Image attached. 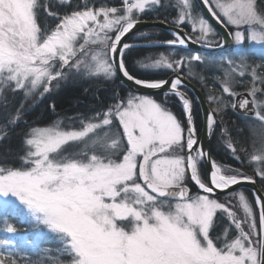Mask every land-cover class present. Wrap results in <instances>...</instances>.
Masks as SVG:
<instances>
[{"label":"snow or ice","instance_id":"snow-or-ice-1","mask_svg":"<svg viewBox=\"0 0 264 264\" xmlns=\"http://www.w3.org/2000/svg\"><path fill=\"white\" fill-rule=\"evenodd\" d=\"M200 2L224 34L195 0H0V143L23 124L20 150L0 155V211L38 230L19 244L0 239V264H44L49 250L39 241L49 234L60 244L48 257L54 264H264V135L249 152L224 120L231 108L264 133V0ZM169 7L176 15L161 18ZM150 13L170 38L143 31L127 40ZM141 48L165 51L137 58ZM206 55L223 72L213 75L220 89L196 71ZM82 78L119 80L127 95L115 89L106 108L47 126L25 119L62 83ZM197 78L206 111L185 83ZM236 84L248 85L246 95ZM9 94L20 95L18 106ZM48 108L56 113L54 102ZM198 115L207 138L219 128L218 144L260 178L249 190L254 203L234 186L257 181L213 157Z\"/></svg>","mask_w":264,"mask_h":264},{"label":"trees","instance_id":"trees-1","mask_svg":"<svg viewBox=\"0 0 264 264\" xmlns=\"http://www.w3.org/2000/svg\"><path fill=\"white\" fill-rule=\"evenodd\" d=\"M159 15L161 16V18L166 16L169 19H171L172 17L175 16V12L174 10H170L168 8L164 12L162 10H159ZM147 19L148 21H151V17H147ZM146 31H148L150 37L154 39L165 40L170 38L167 33L162 31H157V30H146ZM132 37L129 38V40H131ZM137 42L147 43V40H140ZM164 51L165 48H151V49L141 48L137 50L136 57L142 58L149 54L157 55ZM206 58L209 59L210 57H205V59ZM257 62L258 61L249 60V63H257ZM129 63L131 64V60H129ZM196 71L198 73L203 74L207 78L206 80L207 87L211 88L212 86L209 84V82L210 80H212V76H213L212 71L208 69L201 70L199 68H197ZM191 83L200 90L203 98L206 101V90L201 85V83H199L197 79L192 80ZM115 89H119L121 96H125L127 94V90L124 87L120 86V82L118 80L107 83L100 78L99 79L82 78L77 81H69L67 83H62L61 87L58 90L54 91L50 97L38 102L35 105V107L28 112L25 119L29 123L35 122L34 126H47L51 121L57 118L74 116L77 113H81L84 115H91L94 112L107 107V105L111 102V97ZM155 98L157 100L161 99L160 96H156ZM9 99L13 106H18L21 97L20 95H17L15 99H12L11 94H9ZM52 102H54L56 105L55 114H53L48 108V105ZM197 111L198 112L200 111L198 107H197ZM224 120L233 139L239 140V142L244 144L247 148L250 139L247 133L243 131V129L240 127L239 123L241 118H238L237 115L233 113L232 109L229 108L226 110V113L224 115ZM197 126L200 129L201 127L200 115L197 116ZM22 128H23V124H21L20 127L16 129V132L12 134L10 140H5L3 143H0V155L4 154V150L6 148H11L13 150V153L18 152L20 150L21 137L16 133H19ZM219 140H220L219 128H217V133L216 135L212 136L210 143V149L213 157L222 164L238 166L235 160L230 158L227 149L223 146V144L222 143L218 144ZM16 166H18V162ZM242 171H244L246 175L253 176V178L257 181V186L259 188V181L250 171L249 167L245 166V168L242 169ZM193 191L195 190L193 189ZM244 192L245 195L250 199V201H253L254 203L251 194L246 190H244ZM218 199L223 201L224 196ZM7 216L13 219V222L18 225L19 233L24 234L26 231L25 230L26 226L24 223L20 221V218L18 216H13L11 214ZM257 222H258V211H257ZM26 239L30 240L29 238ZM42 247L43 249L49 250L47 255L44 256V264H54V260H49L48 257L56 258L58 256L57 249L60 246L56 243H46ZM39 258L40 256L34 255V260ZM62 259H66V257H63Z\"/></svg>","mask_w":264,"mask_h":264},{"label":"rangeland","instance_id":"rangeland-1","mask_svg":"<svg viewBox=\"0 0 264 264\" xmlns=\"http://www.w3.org/2000/svg\"><path fill=\"white\" fill-rule=\"evenodd\" d=\"M166 2L169 3V4H171V3L174 2V0H166ZM109 3L113 4L114 6L116 5V4H115V0H109ZM167 9H168V8H167ZM169 9H170V10H174V9H172L171 7H169ZM159 10H162V11L164 12L166 9L161 8V9H159ZM174 12H175V10H174ZM154 15H156V13H150V14L148 15V17H152V16H154ZM175 15H176V12H175ZM43 22H44V21H43V18H41L40 23L43 24ZM186 27H187V26H186ZM189 30H190V29H189ZM199 69H201V70H207V69H208V70H211L212 73H213V75H214V74H216V75H220V76L223 75L222 70L219 69V68H217V67L215 66V64H213V63L211 62V58H209V59L206 58V59L204 60V64L201 65V66L199 67ZM100 79H102L104 82H107V83H110V82H111V81H106V80H104L103 78H100ZM246 79H248V78H247V77H237V80H246ZM197 80L199 81L198 78H197ZM199 83H200V82H199ZM209 84H210L212 87H213V85H215V88H216V89H220V85L214 80L213 76H212V80H210ZM247 86H248L247 84H244V85L236 84V85H234L235 90H236L237 92H246V87H247ZM221 91H222V90H221ZM126 95H127V94H126ZM126 95H125V96H126ZM226 98H227V99H230V98H228V97H226ZM240 124H241L242 128L246 131V133H247V135H248V137H249V139H250L247 148L250 149V152H251L252 149H253V142H254V141H255V146H256L257 148L260 146V139H261V136L264 135V133L261 132V129H260V127H259V122H258V121H255V120L245 121L244 119H242V120H240ZM247 166H248V164H247ZM248 167H249V166H248ZM249 169H250V171L254 174L253 169H252L251 167H249ZM254 176H255V174H254ZM255 177H256L257 180L260 182V178H259L258 176H255ZM9 214H11V213H10V212H9V213H5V212H3V211H0V239H11V240H13L14 243L19 244L21 238H29L30 240H33V239L36 237V233H37L38 230H37V229H33L32 226L29 225V224L26 223V222H22V223H24L25 226H26V229H25L26 231H25V233L23 232L24 234H20L19 232H18V234L15 235V236H13V235H11V234H7V233L3 230V227H4L3 221H4V219H7L8 222L13 223L14 225H16V226L18 227V225L15 224V223L13 222V219H11L9 216H7V215H9ZM18 217H19V216H18ZM19 218H20V217H19ZM20 221H21V218H20ZM39 230H44V229H43V226H40V229H39ZM44 231H46V230H44ZM46 243H56V244H58V245L60 246L59 242H58V241L52 236V234H49L47 238H45V239H41V240L39 241V246H40V249H41V250H43V247H42V246H44V244H46ZM25 251H27V252L29 253V255H30V258L34 260V255H36V254L32 253V251H31L30 248L25 249Z\"/></svg>","mask_w":264,"mask_h":264},{"label":"water","instance_id":"water-1","mask_svg":"<svg viewBox=\"0 0 264 264\" xmlns=\"http://www.w3.org/2000/svg\"><path fill=\"white\" fill-rule=\"evenodd\" d=\"M195 2L197 4V6H198V10L201 11V12H203V14L210 21V23L217 29V31L220 32L221 34H224V30L222 28H220V26L217 25L214 20H212L211 16L207 13V9L203 7V5L200 2V0H195ZM168 27L169 26L168 25H165V24H159V23L153 24L152 21H148L147 23L138 24L136 26V28H134L133 31L131 33H129V35L126 37V39L129 40V38H131L136 33L142 32V31H146V30H159V31H162V32L167 33V28ZM189 47L191 49H193L194 52H199V53H202V54L203 53H212V52L215 51V50H212V49H200L198 45H191L190 44ZM206 57H210V56H207L206 55ZM185 83H188L189 88L194 90V96L193 97L194 98H195V96H198L199 97V100L201 102H203L202 107L206 111L207 108H208V105H207L205 99L203 98L202 93L200 92V90L197 87H195L192 83H189L188 81H185ZM151 92H152V90H144V89H141V93L142 94H144V93L151 94ZM241 93H243L244 95H246V92H241ZM198 107H199V110H200V106H198ZM200 136H201V138H202V140L204 142L205 148H210V143H211L212 137H211L210 140L207 138V136L205 134V131H204V128L202 127V123H201ZM234 187H236L237 189H239V188L242 187L243 190L248 191L250 194H251V191H249L250 189L257 188V190H259L257 184L256 185H252V184H247L246 182L243 183L242 185H238V186H234ZM193 189L196 191V189L194 187H193ZM223 196H224L223 194H218V198L223 197ZM251 196H252V194H251ZM253 200H254V197H253Z\"/></svg>","mask_w":264,"mask_h":264},{"label":"flooded vegetation","instance_id":"flooded-vegetation-1","mask_svg":"<svg viewBox=\"0 0 264 264\" xmlns=\"http://www.w3.org/2000/svg\"><path fill=\"white\" fill-rule=\"evenodd\" d=\"M120 3H121V0H115V6H119L120 5ZM259 62V61H258ZM208 105V104H207ZM199 108V107H198ZM201 116V115H200ZM241 120H242V118H241ZM240 124V123H239ZM240 127L242 128V126H241V124H240ZM243 129V128H242ZM200 130H201V127H200ZM243 131H245L244 129H243ZM246 132V131H245ZM248 151L250 152V149H248ZM243 155V154H242ZM236 163H237V161H235ZM238 164V163H237ZM238 166H240V165H238ZM245 166H247V162L243 165V166H240V167H242V169H244L245 168ZM248 167V166H247Z\"/></svg>","mask_w":264,"mask_h":264}]
</instances>
